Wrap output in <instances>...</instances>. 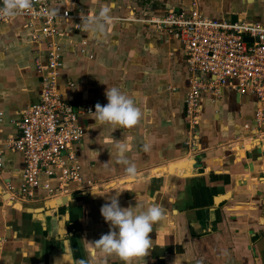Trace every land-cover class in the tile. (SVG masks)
Segmentation results:
<instances>
[{
    "label": "crops",
    "instance_id": "1",
    "mask_svg": "<svg viewBox=\"0 0 264 264\" xmlns=\"http://www.w3.org/2000/svg\"><path fill=\"white\" fill-rule=\"evenodd\" d=\"M193 2L211 19L264 22V0H49L70 13L56 24L61 36L32 39L41 24L30 29L24 16L0 25V264H126L114 254H93L89 244L109 231L100 208L115 196L136 212L153 204L165 210L149 233L152 246L130 264H264V105L227 88L217 97L203 92L198 125L189 127L184 51L149 23ZM104 5L112 22L104 32L84 31L83 18ZM50 44L59 55L57 93L75 108H89L78 115L86 133L76 155L91 185H70L72 192L51 199L38 191L35 200L9 205L6 185L20 183L24 162L4 142L40 97L45 77L35 64L47 63ZM113 86L141 109L137 125L92 117ZM114 140L127 144L134 178L117 162Z\"/></svg>",
    "mask_w": 264,
    "mask_h": 264
},
{
    "label": "built area",
    "instance_id": "2",
    "mask_svg": "<svg viewBox=\"0 0 264 264\" xmlns=\"http://www.w3.org/2000/svg\"><path fill=\"white\" fill-rule=\"evenodd\" d=\"M44 9H52L49 0H33V8L22 15L39 22L37 34L46 37L61 36L56 24L70 17L67 10L58 11L57 17H46ZM11 19L0 18V25ZM150 25L172 40L178 41L184 51L188 72V91L185 96V116L189 127L199 121L201 95L208 92L219 96L227 88L239 95H254L264 105V22L247 20H218L203 15L196 2L189 9L170 10L152 17ZM77 28L80 26L77 24ZM49 59L45 65L35 64L44 75L38 101L28 106L17 123V135L5 140V148L22 155L24 166L18 185L8 183L10 202H26L37 198L40 191L45 198H54L91 185L80 173L76 146L85 136L78 124V115L88 111L65 100L57 93V48L50 44ZM261 110L259 111V115ZM0 151V167L2 166Z\"/></svg>",
    "mask_w": 264,
    "mask_h": 264
},
{
    "label": "clouds",
    "instance_id": "3",
    "mask_svg": "<svg viewBox=\"0 0 264 264\" xmlns=\"http://www.w3.org/2000/svg\"><path fill=\"white\" fill-rule=\"evenodd\" d=\"M32 8L33 0H0V18L12 19ZM58 11L59 9L56 8L44 9V15L55 18ZM113 19L110 16V8L104 5L98 15L83 18L82 29L92 33L104 32L106 23L112 22ZM105 96L107 104L101 105L97 102L95 111L90 112L96 122L130 128L141 121L143 116L141 109L120 88L116 86L106 88ZM127 148V144L123 141L114 140L117 162L125 166L126 176L134 178L138 169L136 164L127 158ZM143 150H150L148 143L143 145ZM104 166L107 167L108 164L104 163ZM117 197L115 196L100 208V215L106 223H109V231L89 244L93 248V254L96 250H100L103 254H114L126 264H130L132 258L145 255L152 246L149 233L153 231V225L163 221L165 210L153 204L146 210L136 212L134 207H121ZM79 264H86V262L82 260Z\"/></svg>",
    "mask_w": 264,
    "mask_h": 264
},
{
    "label": "water",
    "instance_id": "4",
    "mask_svg": "<svg viewBox=\"0 0 264 264\" xmlns=\"http://www.w3.org/2000/svg\"><path fill=\"white\" fill-rule=\"evenodd\" d=\"M62 198H64V197H61V198H59V199H62ZM65 198H66V197H65ZM59 199H55V200H53V201H50V205H49V207H50V208L57 207L58 204H53L52 202L57 201V200H59ZM47 206H48V205H47ZM35 211L38 212V211H40V210L37 209V210H35ZM44 214L49 215L50 213H49V211H45Z\"/></svg>",
    "mask_w": 264,
    "mask_h": 264
},
{
    "label": "bare ground",
    "instance_id": "5",
    "mask_svg": "<svg viewBox=\"0 0 264 264\" xmlns=\"http://www.w3.org/2000/svg\"><path fill=\"white\" fill-rule=\"evenodd\" d=\"M8 204H9V205H12V202H9Z\"/></svg>",
    "mask_w": 264,
    "mask_h": 264
},
{
    "label": "rangeland",
    "instance_id": "6",
    "mask_svg": "<svg viewBox=\"0 0 264 264\" xmlns=\"http://www.w3.org/2000/svg\"><path fill=\"white\" fill-rule=\"evenodd\" d=\"M74 185L73 184H71V187H73Z\"/></svg>",
    "mask_w": 264,
    "mask_h": 264
}]
</instances>
